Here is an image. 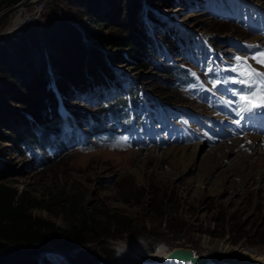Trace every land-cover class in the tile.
Masks as SVG:
<instances>
[{
    "label": "rangeland",
    "instance_id": "1",
    "mask_svg": "<svg viewBox=\"0 0 264 264\" xmlns=\"http://www.w3.org/2000/svg\"><path fill=\"white\" fill-rule=\"evenodd\" d=\"M104 1L39 0L3 19L0 89L9 87L16 74L27 67L23 61L40 64L47 53H53L46 45L63 27H88V23L89 29L118 34V27L90 15L89 5ZM5 2L0 0V14L12 6L5 7ZM155 3L144 6V11L155 13L159 23L163 22L161 25L154 19L147 21L142 14L154 40V47L149 45L146 51L150 54L147 69L129 60L115 66L117 82L98 86L86 94L73 93L70 85L67 99L77 113L68 114L69 122L67 117L64 121L67 126L37 127L33 131L37 140L48 134L45 141L49 139V144L36 141L18 152L10 130L0 124V183L39 200L41 206L32 213L60 228H70L83 216L101 220L98 218L114 215L125 220L132 234L108 239L116 251L117 264H149L145 258L160 246L167 252L179 247L192 249L196 254L211 253L222 240H228L231 246L242 242L247 251L258 254L264 251V156L254 155L258 167H253L243 182L236 150L224 149L211 157L208 148L226 141L224 129L228 122L233 123L228 126L233 129L229 134L237 138L227 141L237 139L241 146L247 142L242 134L249 127L238 126L231 109L237 107L244 116L240 95L245 96V85L234 83L236 86H230L227 96V82L218 84L217 79L224 76L222 71L228 76L235 66L230 63L239 52L234 38L245 41L252 35L243 21L221 20L250 13L255 7L264 10V0H171V6L166 5L167 0ZM162 32L170 34V39L175 33L185 37L187 44L178 40L177 45L169 47ZM195 35H201L205 43L199 37L195 41ZM190 39L192 46L188 45ZM85 40L104 52L115 50L100 43L98 37L90 35ZM226 41L235 45L226 49L231 45ZM255 41L264 46V34L257 35ZM250 50L254 51L252 47ZM214 71L219 75L214 77ZM232 73L235 80L237 75ZM116 97L120 98L115 107L109 113H99L97 123L89 116L94 115L98 104L106 105ZM1 106L0 114L4 106L18 109L7 95L0 97ZM228 110L229 116H225ZM62 113L67 114L64 110ZM152 120L158 125L152 126ZM241 120L254 125L253 133H261L258 140L264 138V130L261 132L253 118L248 119L246 114ZM220 125L223 129L214 132ZM207 136L221 142L207 146L205 142H212L210 138L206 141ZM194 144H199L198 152L186 169L170 170L166 157H160L159 162L152 156L147 162L133 157L150 155L152 149L158 155L171 147ZM42 255L49 264H68L65 252L51 250Z\"/></svg>",
    "mask_w": 264,
    "mask_h": 264
},
{
    "label": "trees",
    "instance_id": "2",
    "mask_svg": "<svg viewBox=\"0 0 264 264\" xmlns=\"http://www.w3.org/2000/svg\"><path fill=\"white\" fill-rule=\"evenodd\" d=\"M5 1L6 7L20 0ZM155 1L105 0L101 5H89L90 15L104 24L118 27V34L89 29L88 23V27L84 25L81 28L70 24L59 30L57 36L50 37L46 47L53 53L49 52L48 55L46 52L47 57L40 60V64L23 61L27 67L16 74L9 87L0 89V97L7 95L8 100L18 107L12 110L10 106H4L3 114H0V124L10 130L11 140L20 150L18 152L22 153L24 147L37 141L33 133L37 127L54 126L60 121L58 101L51 81L65 106L76 114L67 99L70 85L76 94H85L100 85L105 86L117 78L115 66L129 60L139 68L147 69L150 54L146 51L154 41L143 15L147 16V21L154 19L159 22V19L150 9L144 11V6L152 5ZM160 1L163 3V0ZM170 1L167 0V6ZM83 33L85 37H98L100 43L115 50L104 52L91 47ZM169 35L161 33L163 41L171 47L180 37L176 35L170 39ZM110 106H99L98 111L109 110ZM44 140L45 137L41 141ZM39 206V200L26 196L13 186L0 183V264H49L42 254L51 250L65 252L68 264H117L114 260L116 251L108 239H119L124 233L132 234L131 228H126L125 220L114 215L98 218L101 220L83 216L76 224L65 229L35 216L32 210Z\"/></svg>",
    "mask_w": 264,
    "mask_h": 264
},
{
    "label": "bare ground",
    "instance_id": "3",
    "mask_svg": "<svg viewBox=\"0 0 264 264\" xmlns=\"http://www.w3.org/2000/svg\"><path fill=\"white\" fill-rule=\"evenodd\" d=\"M29 1L30 2L32 1V3H33L32 5H34L39 0H29ZM24 10H25V6H21L18 9H15L13 11V13L15 12V14H16L17 12H22ZM250 41L252 42L254 40H249L247 42L248 47L253 46V45H255L257 47L253 48L254 51H251L250 47H249L250 56H248V58L253 63H255L257 65H261L260 63H257L256 61L252 60L251 57H262V55H264V53H262V51H261L262 49L257 44L249 43ZM230 63L233 65L234 62H230ZM236 75H237V73H236ZM246 88H247V85H245V89ZM243 92H244L243 94L245 96H250L252 94L250 92L249 95H246L245 90ZM241 96L242 95H240V97ZM253 103H255V101H253ZM242 104L244 107L243 102H242ZM231 109H234L233 110V118H241L242 117L243 114H242L240 109H238L237 107H234ZM63 110L66 111V109L61 108V116L64 119L63 120V127H66L67 125L64 123V121L66 120L67 114H66V116H64L62 113ZM251 112L255 116H257V118L262 123L264 122V108H256ZM238 123H239V121H238ZM241 125L242 124H239L238 126H241ZM228 129H229L228 132H230V133L233 132L232 131L233 129H231L230 127ZM254 130H256V129H254ZM214 132H215V130H214ZM247 133L252 134V132H250L249 130L242 134L244 136L243 141L244 140L247 141L246 144L243 146H241V144L237 143L239 140L236 139V140H231V141H226V142L221 143L220 146H218L219 148L218 147L208 148V152L211 153V157H216L217 156L216 153L217 152L220 153L221 151H225L224 149H226L228 152L236 150V152H238L237 157H239L238 171H240V173H241L240 174L241 178H242L241 180L243 182L247 181L248 178L250 177L252 168L258 167L257 159L254 157V155L256 153H260V155L262 154L264 156V138H262L261 140H258L257 136L245 135ZM237 136H239V135H237ZM198 145L199 144H194L192 146H184V147H171L170 149H167L158 155L152 153L156 150V149H152V150H149L150 155L149 154H146V155L136 154L133 157L137 160H141L144 162H147V159L149 158V156L154 157V159L157 162L160 161V157H161V159L166 157L168 159V163H169L168 166H169L170 170L171 169L174 170L176 168L186 169L188 166H190L194 163L195 157H196L197 152H198V150H197ZM149 151H147V152H149ZM208 152L205 153V156H208L207 155ZM258 158H261V156H259ZM262 158L263 159H262L261 163L263 164L264 157H262ZM255 159H256V162L254 163ZM235 172H237V171H235ZM205 173L208 174L209 171H206ZM261 174L264 176V172L262 170H261ZM180 249H183V248H180ZM184 249H187V248H184ZM168 252L165 250V248H163V246H160V247H158V249L155 252H153L151 254L149 253L148 257L145 259L149 262V264H191L190 261L180 260V259H176V258H168L167 257ZM209 252H211V253L206 252L204 254L209 257V259L211 260V262H213V264H264V251H260V252H258V254L249 252L246 250V247H245L244 243H242V242L234 244L233 246H231V243L228 240H222L220 242V244H218L217 246H214L213 249L210 250ZM194 254H196V253L194 252ZM157 262H159V263H157Z\"/></svg>",
    "mask_w": 264,
    "mask_h": 264
},
{
    "label": "snow or ice",
    "instance_id": "4",
    "mask_svg": "<svg viewBox=\"0 0 264 264\" xmlns=\"http://www.w3.org/2000/svg\"><path fill=\"white\" fill-rule=\"evenodd\" d=\"M256 48L257 46H249ZM264 53V49L261 50ZM252 60L264 65V55L262 57H251ZM231 71L237 73V79L233 83H240L247 85L246 91H250V96H241L240 101L244 103V111H253L256 108H264V71H258L248 63L247 59L235 57V66ZM195 75V73H190ZM239 91V90H237ZM255 101V103H253Z\"/></svg>",
    "mask_w": 264,
    "mask_h": 264
},
{
    "label": "water",
    "instance_id": "5",
    "mask_svg": "<svg viewBox=\"0 0 264 264\" xmlns=\"http://www.w3.org/2000/svg\"><path fill=\"white\" fill-rule=\"evenodd\" d=\"M29 4H32V1L31 2L29 0L18 1L17 3L12 5L10 8L5 10L2 14H0V23L7 16H10V14L15 9H18L21 6H26V5L28 6ZM194 252L195 251L192 249L172 248L171 251L168 252L167 257L190 261L191 264H213V262H211V260L209 259V257L207 255H205V254H194Z\"/></svg>",
    "mask_w": 264,
    "mask_h": 264
}]
</instances>
